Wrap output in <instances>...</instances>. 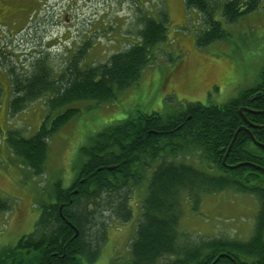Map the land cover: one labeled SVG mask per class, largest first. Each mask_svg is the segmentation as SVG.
<instances>
[{"label": "trees", "instance_id": "16d2710c", "mask_svg": "<svg viewBox=\"0 0 264 264\" xmlns=\"http://www.w3.org/2000/svg\"><path fill=\"white\" fill-rule=\"evenodd\" d=\"M258 1L228 0L221 15L233 23L243 12L255 10ZM185 3L202 14L206 25L197 35L199 46L226 38L220 22L212 19L207 0ZM142 19L137 42L112 53L104 63L82 68L81 54L76 53L56 77L45 58L35 59L29 75L9 71L10 114L45 97L48 114L32 136L10 129L4 137L10 153L33 175L44 172L47 140L77 115L78 110L70 107L73 102L113 100L154 60L155 47L166 38V19ZM263 78L223 105L188 102L169 116L135 111L100 130L91 145L81 149L84 160L71 186L53 184L54 201L41 205L32 233L0 250V264L93 263L103 233L94 230L95 218L108 212L128 221V201L143 181L147 186L129 241V264H264V91L259 95ZM192 155L203 169L187 163ZM225 190L256 200L254 225L246 240L194 239L179 228L183 200L195 208L202 197ZM7 208L0 200V211Z\"/></svg>", "mask_w": 264, "mask_h": 264}, {"label": "rangeland", "instance_id": "374dc122", "mask_svg": "<svg viewBox=\"0 0 264 264\" xmlns=\"http://www.w3.org/2000/svg\"><path fill=\"white\" fill-rule=\"evenodd\" d=\"M226 1L207 0L212 19L220 22L226 38L199 46L197 35L206 25L202 14L187 7L185 0H76V3L39 0L38 22L45 25L43 29L39 27V44L27 41L17 48L11 38L5 41L4 55L0 56V200L8 207L0 211V250L14 246L21 236L33 232L41 205L54 201L53 184L59 182L62 188L71 186L84 160L81 149L91 145L100 130L135 111L169 116L188 102L223 105L262 82L264 0H259L255 10L243 12L233 23L226 22L221 15ZM67 7L69 39L48 50L45 44L55 39V35L51 29L46 31L53 21L64 20L62 12ZM145 17L166 19V38L155 47L154 60L141 70L135 84L117 92L113 100L99 104L73 102L70 107L78 110L77 115L47 140L44 172L33 175L10 153L4 137L10 129L18 130L24 137L32 136L48 114L45 97L32 101L23 111L10 114L9 71L29 75L35 59L45 58L56 77L76 53L81 54L82 68L104 63L112 53L137 42ZM30 46L38 48L28 49ZM195 157L186 158L187 163L203 169ZM146 186L143 181L134 187L128 201L131 210L128 221H119L108 212L95 218L94 230H103L98 254L93 263L85 260L83 264H129V241L141 217ZM256 211L253 196L225 190L202 197L195 208L183 200L179 228L194 239L217 236L246 240L252 232Z\"/></svg>", "mask_w": 264, "mask_h": 264}, {"label": "flooded vegetation", "instance_id": "af4514ba", "mask_svg": "<svg viewBox=\"0 0 264 264\" xmlns=\"http://www.w3.org/2000/svg\"><path fill=\"white\" fill-rule=\"evenodd\" d=\"M38 2L39 0H0V56L4 55L5 41L11 38H13V42L17 48H22L23 42L27 41L30 44L31 42H36V46L39 44L37 41V35L40 31L39 27L43 29L45 25H40L38 22ZM74 3H76V0H74ZM67 9L62 12L64 20L60 21L58 19L53 21L46 31L49 32L51 29V31H54L53 35H55V39H51L45 44L48 50L56 48L61 41L64 43L69 39L67 35H69L71 25L67 16L69 15L68 11L70 8L67 7ZM58 29H60L59 33ZM26 37L30 39L25 40ZM31 48L37 49L38 47L30 46L28 49ZM260 91L259 95L264 89L261 88Z\"/></svg>", "mask_w": 264, "mask_h": 264}, {"label": "water", "instance_id": "95a60500", "mask_svg": "<svg viewBox=\"0 0 264 264\" xmlns=\"http://www.w3.org/2000/svg\"><path fill=\"white\" fill-rule=\"evenodd\" d=\"M240 112H242V110L240 109ZM242 129H244V127L242 126V127H240L239 129H237V131L235 132V135H236V133L239 131V130H242ZM235 135H234V137H235ZM234 139V138H233ZM254 141V143H256V144H258L255 140H253ZM259 145V144H258ZM240 165H242V164H239L238 166H240ZM237 165H235V166H231V168H234V167H236Z\"/></svg>", "mask_w": 264, "mask_h": 264}]
</instances>
